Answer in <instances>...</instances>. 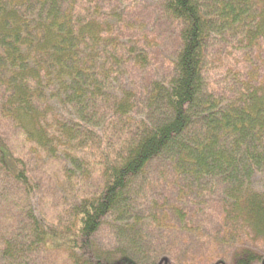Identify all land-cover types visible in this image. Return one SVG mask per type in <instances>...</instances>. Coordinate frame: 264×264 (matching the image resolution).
Returning a JSON list of instances; mask_svg holds the SVG:
<instances>
[{"label": "trees", "instance_id": "obj_1", "mask_svg": "<svg viewBox=\"0 0 264 264\" xmlns=\"http://www.w3.org/2000/svg\"><path fill=\"white\" fill-rule=\"evenodd\" d=\"M132 2L0 0V264H264V0Z\"/></svg>", "mask_w": 264, "mask_h": 264}, {"label": "rangeland", "instance_id": "obj_2", "mask_svg": "<svg viewBox=\"0 0 264 264\" xmlns=\"http://www.w3.org/2000/svg\"><path fill=\"white\" fill-rule=\"evenodd\" d=\"M131 5L132 6L136 5L138 7L136 9V15L138 16V18L147 17L149 18V20H151V22L154 21L151 7L153 8L157 7L155 0H134V2L131 3ZM156 33L157 32L154 31L152 36L158 37L159 34ZM169 45H171V43L168 44L167 42H164L162 38L158 41V49H156V54L154 59L155 66H157V64L158 66H162L164 62L165 63L167 62ZM3 152H4V161L6 165L11 171L16 172L17 166L15 164V161L6 150H3ZM218 213L220 214V211L215 208L214 211L210 214L211 216H208L207 218L216 219L220 216ZM166 225H168V223ZM184 236L186 237L173 238L171 241L174 248L176 249V251L174 252V262L176 264H211L212 262L211 260L213 259L212 257L214 258L215 256L219 257L214 251L215 243L213 241L208 242L206 240H203L201 243H195L194 240L189 238L187 235ZM247 244L255 251L264 254V244H261V242L255 243L252 239H250L247 242ZM175 258L179 259V262H177ZM226 259L227 260L225 261L224 264H231V260L229 259V256H227Z\"/></svg>", "mask_w": 264, "mask_h": 264}, {"label": "water", "instance_id": "obj_3", "mask_svg": "<svg viewBox=\"0 0 264 264\" xmlns=\"http://www.w3.org/2000/svg\"><path fill=\"white\" fill-rule=\"evenodd\" d=\"M166 263H167V261H166Z\"/></svg>", "mask_w": 264, "mask_h": 264}]
</instances>
